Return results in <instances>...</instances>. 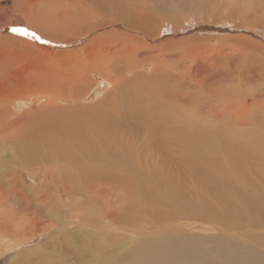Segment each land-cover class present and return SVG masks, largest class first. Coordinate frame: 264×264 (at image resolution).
Here are the masks:
<instances>
[{"label": "bare ground", "instance_id": "bare-ground-1", "mask_svg": "<svg viewBox=\"0 0 264 264\" xmlns=\"http://www.w3.org/2000/svg\"><path fill=\"white\" fill-rule=\"evenodd\" d=\"M155 1L151 2L156 6ZM259 3L264 11V0ZM135 4L128 8L119 3L115 11L103 15L110 22L89 24L86 21L89 30L103 32L91 39L86 36L72 41L76 38H65L66 34L53 31L45 21L43 28L35 26L32 29L39 33V42H47L48 51L57 54L53 60L52 53L49 57L58 63L52 78H34L26 86L0 91V147L2 142L5 144L0 149V166L7 170L3 172L7 179H0V192H4L6 201L17 199L24 206L21 217L0 212V221L4 223L0 229V247L4 239L11 242L8 247H18L36 234L50 231L49 227L33 229L35 224H43L47 216L49 209L46 210L44 202L48 204L50 197L56 194H67V202H72L86 184V193L102 204L99 216L86 217L81 211L75 215L68 213L59 229L66 230L64 224L68 225L72 217H77L83 227L103 230L99 238L107 237L115 243L102 245L97 242L98 237L88 239L81 246L78 264H198L204 260V253L196 252L190 241L206 249L213 264H264V114L256 116L264 110V98L239 93L244 102L236 107L226 100L227 84H234L236 78H247L241 74L244 66L256 68L251 77L258 82L264 81V37H260L264 33L253 37L225 35L221 39L225 41L224 47H213L211 44L216 39L210 34L211 37L195 34L174 40L171 36L177 31V20H173L176 23L172 25L168 17L165 18L175 30L163 25L162 31H158L157 26L162 21L152 12L157 7L151 9L141 3ZM177 10L174 13H178ZM57 11L59 14L58 8ZM5 12L2 16L8 19ZM167 13L169 11L164 17ZM22 14L25 16L26 12L23 10ZM45 14L47 17L53 15ZM85 17L93 19L89 12H85ZM236 20L241 25L238 29L243 30L246 22L243 14L240 13ZM9 24L8 21L0 26V34H8ZM108 25L117 29L104 31ZM252 25L264 31V13L256 17ZM12 29H17V35L22 32L20 26ZM185 30L178 29L180 34L188 32ZM12 31L11 37H17ZM188 38L197 44L207 40L205 46L202 45L206 48L205 54L193 49L186 54L183 42ZM145 40L159 42L148 47ZM80 44L84 47L82 45V49L74 53L72 48ZM171 46L181 48L178 55L169 52ZM226 47L232 51L225 52ZM242 51L249 53L251 62L243 61L244 57L238 54ZM63 56L65 58L61 59ZM218 57H223L224 62ZM97 76L102 78L93 81ZM0 79H4L3 70ZM220 90H226L227 95L217 92ZM190 176L192 181L188 180ZM26 178L39 182L32 183L34 192L29 182L26 184ZM177 179L179 196L192 197L195 184L219 198L216 199L217 207L203 201L200 207L185 204L168 212H157L154 207L135 208L127 214L119 208L120 199L114 195L120 190L131 192L143 185L148 192L159 188L166 190ZM231 195L238 200L226 197ZM103 198L105 202L101 201ZM51 200L55 204L57 197ZM89 200L92 202L90 197ZM188 222L207 224L209 227L204 230L212 229L213 222L229 232L203 235L196 232L203 228ZM116 229L145 236L136 246L125 248V237ZM93 253V259L88 261ZM44 254L49 260V254ZM37 258L42 261L41 256L36 255Z\"/></svg>", "mask_w": 264, "mask_h": 264}, {"label": "rangeland", "instance_id": "rangeland-1", "mask_svg": "<svg viewBox=\"0 0 264 264\" xmlns=\"http://www.w3.org/2000/svg\"><path fill=\"white\" fill-rule=\"evenodd\" d=\"M33 1H35V2H33ZM33 1L27 0V2H26L25 0H0V26L6 25V23L8 21L10 23L9 24L10 28H8L9 32H7L8 34H6V32H4V33L2 32L0 34V71L3 70V72H4V79H0V91L1 90H12L15 87H17L18 85L26 86L28 84V82H30L34 78L35 79H38L40 77L52 78V76H53L52 73H54L53 70H55L54 66L58 63V61L53 62L52 60L55 56H57V54H55L54 52L48 51V49H47L48 43L47 42H43V41L39 42L40 41L38 38L39 33L32 30L35 26H37L39 28H43L44 21H45V24H47L46 26H49V27L51 26L53 31H55V32L57 31L59 33L66 34L65 38H68V37L69 38H71V37L76 38V39H72V41H79L80 38H84L86 36H87V38L89 37V39H91L94 36H96L95 34H99V33H103V32H102V30H98V29L89 30L88 26L86 27L85 24H88V23L90 24L93 21L110 22V19L108 17H106L104 19L103 15H107L108 13L115 11L117 9V7L119 6V3H121V2L128 8L136 5L135 4L136 2L138 4L141 3L140 5H147L151 9L157 7L155 9H152L154 16L155 17H157V15H158V17L160 16L159 18L162 21V23L160 25H158L160 28L157 26V28H158L157 30L162 31L161 28L163 25H168L172 31L176 29L177 30L176 32L178 33V35L175 32L171 36L172 39H174V40H177L178 38L183 39V38H186V36H190V35L195 36V34H197L196 36L200 35L202 37H205V35H207L208 37H211V36L213 38L215 37L214 39H216V40H214L213 41L214 43L212 42V44H211L212 46L214 44L213 47H217V45L219 47H224L225 41L222 42L221 39L225 35L229 36V37L230 36L231 37H233V36H241V37L242 36H244V37L250 36V37H253V35L254 36H258V35L260 36L259 33H264L262 28L259 29L258 26L252 25L255 18L261 17L262 14L264 13V11L260 9L259 0H238V1L235 0L236 4L234 3L233 0H171L172 3L169 0L168 2H170L171 4H169L167 2V0H165V1L163 0L164 2H162V0H156V1L153 0L157 4L156 6H155L154 2H151L152 0H144L145 2L144 1L142 2V0H82V1L76 0V3H75V0H73V1L72 0H70V1L69 0H37L39 2H37L36 0H33ZM40 2L41 3L43 2V4H40ZM150 2H151V4H150ZM159 2L162 4V6L164 5L163 6L164 8L161 5H159L160 4ZM229 2H230V4H229ZM237 2H239V3H237ZM34 4H35V6H34ZM39 4L41 6H39ZM151 5H153V6L151 7ZM166 5H168V6H166ZM228 5H229V7H228ZM86 6H87V8H86ZM219 6H221V7H219ZM60 7H61V10H60ZM35 8L37 9V12L35 11ZM57 8L60 11L59 14L56 13V12H58ZM69 8H70V10H68ZM71 8H73L74 11ZM159 8L161 10H159ZM27 9H28V11H27ZM77 9H78V11H77ZM173 9H175V10L178 9L179 12L174 13L175 10H173ZM4 10L7 12V13L6 12L5 13H6V16H8V19H4L2 16V13H4ZM23 10L26 12L25 16H23V14H22ZM42 10H46V11H42ZM154 11H155V13H154ZM168 11H169V14L167 13L168 15L166 17H164L166 12H168ZM222 11H223V13H222ZM85 12H89L91 17H93V19L92 18H86ZM29 13L30 14L32 13V14L30 15ZM45 13H52L53 15L47 17ZM74 13H77L75 15V17H77V18L74 17ZM240 13L243 14L244 19L246 20V22L244 23L245 28L244 29L242 28L243 30L238 29V28H240L241 25H239L237 20H236L239 17ZM66 14H67V16H66ZM63 15L65 17H63ZM68 15L70 16V20H69ZM42 17H44V18H42ZM60 17L63 20V21L61 20L62 22L60 21ZM165 18H167L168 22H171L172 25H173V23L175 24L177 22V25L175 24V26H177V27L175 29H173L174 27L171 28L172 25L170 23H169L170 25L167 24L168 22L166 23L167 20ZM44 19H46V20H44ZM71 19L73 20L72 21L73 23H70ZM18 20H19V23H18ZM20 20H22L23 23H22V21L20 22ZM39 20H40V22H39ZM55 20H57V21H55ZM164 20H166V21H164ZM173 20H175V21L177 20V21L173 22ZM178 20H179V22H178ZM32 21H34V22H32ZM86 21L87 22L89 21V22L86 23ZM181 21H183L184 23ZM62 23H64V24H62ZM67 23H69V24H67ZM182 23L184 26L182 25ZM80 24L82 26H85L86 29L81 27ZM77 25H78V27H76ZM16 26H20V28L22 29V32L18 31L19 33H21L20 35L22 37H20V35L15 34L16 31L11 30L12 28H14ZM180 26L183 29H186L185 31H188V32L187 33L184 32V33L180 34L181 32H179V31H180V29H182ZM202 26L205 27V29H202V30L201 29H193V27L198 28V27H202ZM208 27H211V30L207 29ZM72 28H74L73 31H72ZM78 28H79V30H78ZM225 28L228 29L227 32L224 30ZM66 29H67V31H66ZM75 29H77V30H75ZM116 29L117 28L114 27L113 25H108L107 28L104 29V31H113ZM178 29H179V31H178ZM212 29H219L220 31L218 30L216 32H212L213 31ZM10 30L13 32L12 35L17 36V37L12 38ZM68 30H70V31H68ZM80 31L81 32L84 31V32L80 33ZM28 33H29V35H28ZM30 33L34 34L37 38H35V40H34V37L31 36ZM74 33L77 35V37ZM77 33H79V35ZM80 34L83 36L80 37L81 36ZM214 34H216L218 36H215ZM5 36H9L10 39H8ZM43 37H44V35H43ZM260 37H264V34L261 35ZM189 39L190 38H188V40H184V42H183V47L187 51L186 54H188L193 49V51H197V52L203 51L202 55H204L205 54L204 50L206 49L204 46H205L207 40L200 41L201 43L199 42L198 44H200V45H198L197 42H191ZM256 39L259 40V38H256ZM256 39H254V40L257 41ZM48 40H50V39H48ZM16 42H17V44H16ZM28 42H30V43H28ZM145 42H146V45L148 47H153L159 41L158 40H151V41L145 40ZM220 42H222V43H220ZM22 43H23V45H25V47H23ZM194 43H195V45H194ZM6 44H7V46H11V45L12 46L7 47ZM83 44L85 45V43H83ZM83 44H80V45L76 46L75 48H72V51L74 50V53L79 51L80 49H82ZM13 45L16 47H13ZM52 45H54V44H52ZM84 45H83V47H84ZM202 45H204V46H202ZM12 47L15 49H13ZM77 47H80V48H77ZM180 49L181 48H179V47H174V49H173V47L171 46L169 49V52L178 55L179 54L178 52ZM17 50H19V52ZM230 50L232 51V49H229L228 47H226L224 51L228 52ZM13 51L15 52V54ZM263 51H264V49H263ZM50 53H52L51 56H53V57L50 56ZM247 53H248L247 51L238 52V54H241L240 57H244L243 58L244 62H247L246 60H248V62H251V58L247 55ZM6 54H7V56H6ZM49 56L52 58V60ZM45 58L47 59V61L45 60ZM64 58H65V56L61 57V59H64ZM206 58L209 60V56H206ZM221 58L223 59V57H221ZM221 58H219L220 61L224 62L223 60H221ZM28 59H30V61ZM44 60H45V63H44ZM50 60L52 63L50 62ZM225 63L227 64V62H225ZM187 64H190V62L187 61ZM6 67H9V69H7ZM48 67H50V71L48 70L49 69ZM255 69L256 68H254L252 66H244V71L241 74L243 76H247L246 79L242 80V79L236 78L234 84H231V85L227 84L226 87L228 90V95L226 93V90H220L217 92L227 95L226 100H228L229 104L234 106V107H236L239 104H242L244 102V99L241 98V96H239V93H243V94H247V95L253 94L254 96L260 95V96H262V98H264V81L258 82L254 77H251V74ZM140 70L144 71V72L146 71L145 69L143 70L141 68H140ZM29 71H31V72H29ZM47 71L49 73L52 71L50 73L51 75L50 74H48L49 76L46 75V73H48ZM27 72H28V75H27ZM44 75H46V76H44ZM97 78L101 79L102 77L97 76L96 78L93 79V81H95ZM25 81H26V83H25ZM95 87H96V85H95ZM104 88H101V89H104ZM25 92L26 93H24V95L27 94V90H25ZM200 94H202V93H200ZM94 96L95 95H92V97H94ZM92 97H91V99H92ZM191 102H194V101H191ZM241 114L244 115V112H242ZM263 114H264V110H262V112L257 114L256 116H262ZM234 133H235V135L237 134V132H234ZM4 146H5V144H4V142H2L0 149ZM6 149L7 148L5 147L4 151ZM4 154H5V152H4ZM238 165H239V163H238ZM0 172H1L0 173V179L6 180L7 177H6V175H4V173H7V170L4 171V168L1 167ZM187 172H188V170H187ZM249 176H250V174H249ZM30 179L31 178H26L25 182H26V184H28V182H29V184L31 186L30 189L32 190V192H34L33 187L35 188V185H33V184H37V183L39 184V182H34V181H31L32 179L31 180ZM178 179L176 180L175 183L171 184L169 186V188L166 190L159 188L156 190H152L151 192H148L147 189L145 188V186L143 185L141 188L132 189L131 192H129L128 190H126V191L120 190L119 192L115 193L114 195L118 196L120 199L119 208H121L127 214H129L135 208L144 209L147 207H149V208L154 207L157 212H159V211L168 212L170 210H176L178 207L185 205V204H187L191 207H200V205L203 201L206 203V205L211 204L209 206H212L214 208L217 207L216 199L219 200V198L215 195L208 193V192H204V191L200 190V188L195 184L192 186L195 190V194L192 197L186 199L183 196H182L183 198L181 196H179L177 194ZM169 180L171 181V178ZM188 180L192 181V177L190 176L188 178ZM162 181H165V180H162ZM84 183H83V186H84ZM85 186H86V184H85ZM84 187H82L83 191L81 190L80 193L75 194L74 201H72V202H67V194H60V195L56 194L54 196V197H57V201H55V204L52 203V202H54V200H51L54 197H50L51 205L49 204L50 200H49L48 204L44 202V204L46 206V210L49 209L47 211V216L45 217L46 219L44 218V223H43L44 225L43 224H35L33 226V229H35V228L41 229V227H49L50 231H48V232L46 231L45 232L46 234L45 233L44 234L38 233L35 235L36 237L33 236L35 239L31 238V239H29L28 243L21 244L22 246L20 245L18 247H8V244L11 242L4 239L1 242L2 245L0 247V264H78L77 261L80 259L79 252H80V249H82L81 246L85 245V243L88 241V239L98 237L97 242L102 244V245H106L107 243H115V241L107 240V237L99 238L98 235H101V231H103V230L85 228V227H83L84 225H81L83 223H81L80 220L78 221L77 217H72L73 221L71 223H69L68 225H67V223L64 224L65 228H67L66 230L62 231L59 229L62 227L61 221L63 219L66 220L65 216L68 213L75 215L81 211L80 213L82 214L84 212L83 214H86V217L91 216L93 214H96L99 216L100 208L102 209V206H101L102 204H100V202L98 203V202L93 201L92 199H94V198L92 197V194L86 193V191H85L86 187L85 188ZM163 192H169V193L168 194H160ZM0 193L2 195V198L4 199L3 201L1 200V202H0L1 203L0 208L2 209V210L0 209V212L1 213L2 212H4V213L8 212L9 214H13V215H16L18 217H21L23 214V208H24V206L21 204V202L17 201V199H15V200L13 199L14 201L12 200L11 202L8 200L6 201V199H5L6 197H5L4 192H0ZM79 196H81V197H79ZM88 197H90V199L92 200L93 203L90 200L88 201ZM226 197L230 198V199L238 200L237 196L231 195V196H226ZM2 198H0V199H2ZM8 198H9V200L11 199L10 196ZM81 198H82V200H81ZM48 199H47V201H48ZM95 200L97 201V199H95ZM101 201H104V198ZM75 202H76V204H75ZM2 204H3V208L1 206ZM90 208H91V210H90ZM98 208H99V210H98ZM54 212H56V213H54ZM51 217H52V219H51ZM54 218H56V219H54ZM188 223L191 224L192 226L196 227V228H203V231H200V230L196 231V232H200L203 235L213 234V233L218 232V231L229 232V230H227L226 228H220L219 226L216 225V223H213V222H212L213 228L208 229V230H204L207 227H209V226H207V224L200 223V222H188ZM166 224H170V223H166ZM36 225H38V226L36 227ZM71 226H72V228H71ZM143 226H146V224H144ZM3 227H4V223L2 221H0V229H2ZM109 227L111 228V226H109ZM109 227L107 226V229ZM168 229L171 230L172 227H168ZM85 230H87V231H85ZM115 231L119 232V234L121 236L125 237V241L123 242V247H125V248H130V247L136 246L138 241L145 236V235L142 236L141 234L127 233L122 229H118V230L116 229ZM112 233L114 234L113 230H112ZM252 235L253 234L250 233V236H252ZM190 244L196 250V252H203L204 253V260L202 262H199L198 264H213V262L210 258V255L208 254V251L206 249H204L202 246L194 245L195 242H193V241H190ZM45 252L49 254V260L46 259V256L44 254ZM253 252L257 253L258 251L254 250ZM95 253H93L92 255H90L88 257V261H91L93 259ZM36 255L41 256L42 261L40 260V258L36 259Z\"/></svg>", "mask_w": 264, "mask_h": 264}, {"label": "snow or ice", "instance_id": "snow-or-ice-1", "mask_svg": "<svg viewBox=\"0 0 264 264\" xmlns=\"http://www.w3.org/2000/svg\"><path fill=\"white\" fill-rule=\"evenodd\" d=\"M13 31H17V29H12ZM33 36H34V34H33ZM34 38H35V36H34Z\"/></svg>", "mask_w": 264, "mask_h": 264}]
</instances>
